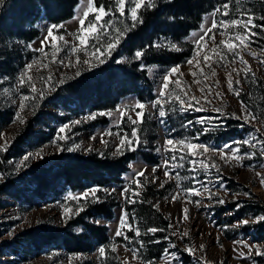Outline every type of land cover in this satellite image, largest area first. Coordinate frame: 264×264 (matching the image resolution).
<instances>
[{"label":"rangeland","instance_id":"rangeland-1","mask_svg":"<svg viewBox=\"0 0 264 264\" xmlns=\"http://www.w3.org/2000/svg\"><path fill=\"white\" fill-rule=\"evenodd\" d=\"M115 3V0H112ZM148 0H145V4ZM126 0V7H127ZM89 7H95L94 0H79V5L75 10L74 17L64 22L62 28L53 29L54 36H63L64 40L69 42V47H64V40L52 41L47 37L48 28L52 25L45 20L38 21L34 27L31 24L25 26V32H31L33 28L39 30V37L32 41H28L30 35L23 37L10 36L0 34V115H3V120L0 121V132L4 134L0 138V144H3L5 140L9 141V148L7 152H0V173H3L5 179L0 180V184L3 183L7 176L11 179H15L20 187V193L23 199L29 196L34 198L36 195V186L30 178L34 174L36 167L40 166V170L46 173V167L44 164H48L56 157L78 153L81 155H89L96 153L99 156H120L117 153V149L120 147V139L127 136L128 139H139L140 146L136 148V151H129L124 149V154H135V159L129 163V171L123 176V182L120 184H109L101 189H115L116 191L112 195H107L104 192H97L96 195L101 198L102 201H106V204L115 202L117 205L113 209V215L111 218L105 216H93L90 217L88 212L97 203H91V197L87 200L83 197L80 200V205H77L76 201L68 200V194L73 195L81 194L85 190H88L94 185H88L83 189L71 190L64 186V183H56L55 189L46 190L44 193L46 200L39 199L34 207L25 200H18L16 198L8 197L7 194L0 195V264H102V261L98 258L99 254L97 249L101 246L106 248L105 258L107 250L110 251L115 257L124 264H144L148 261H152L153 264H175L171 259L165 260L162 255L158 258L150 259V247L160 244H165V249L168 248V241L160 236L143 235V230L137 224L136 218H131L129 215V223L135 227H139L141 231L140 240L143 242V247L136 243L135 234L131 230L123 229L125 233L132 238V243L129 247L138 248L139 252L137 257L134 258L131 251L127 250L125 245L127 241L117 243L114 233L117 230L118 222L121 217V209L128 211V206H135L140 201H143L144 193L148 190L149 201L152 205L159 203V211L163 213L169 222L174 225L170 230L169 236L172 238V242L176 244L175 249L168 248L169 252L178 251L183 264H195V261L191 255L184 252L183 249L186 246L195 247L198 252L197 255L201 256V264H251L246 258H237V252L233 251L234 248L239 247L234 244V241L245 240L249 244H261L264 245V230L260 233L259 229L250 227L252 224L259 222H253L256 217L250 214H243L241 207L243 202L249 201L250 203H256L261 207H264V184L260 182L264 178V156L260 154V145L257 144L255 149L249 145H241L239 149V155H245L249 152H254L255 155L252 159L245 158L239 162L232 158L227 163L220 161L216 156H212V160L220 166L223 183L225 184L227 191H220L219 197L225 200L223 205L212 203L209 207V201L207 199L202 200L200 207H197L195 203H188L184 193L180 189H188L193 186L192 179L187 181L180 180L179 187L177 186L176 172H179L180 177H191L192 172L189 170L190 165L184 164L183 169H172L166 176L160 165L163 164L165 154L163 149L161 153L156 152L158 146L165 144L166 139L171 135L172 137L182 139L185 136L195 138L198 133L202 131V126L194 124L188 129L181 127L183 123L188 120H193L199 116H216L213 112H188L184 114L169 113L166 117V124L161 125L156 116L153 115L149 119V112L153 111L150 107V102H146L148 105L143 112V116L138 119V126L132 125L128 121V116L131 115L133 119H137L135 113L140 111L135 108L137 101H140L137 95H129L122 98L114 110H101L92 111L87 110L78 115L75 114V110L67 111L58 102H47V100L55 93L60 87L76 79L77 70L82 74L93 69L95 66L102 64L95 57H90L83 48L77 52H70V46L75 43L78 48L79 41L74 39V36L80 32L81 25L80 19H85V27L87 22L94 20V14L89 13L87 18L83 17V12L87 11ZM220 11L216 10L204 17L203 28L207 31L199 30L193 31L188 41L195 46V52L197 53L196 59L199 60L200 66L203 68L201 73L199 68L195 67V61L192 66L185 62L179 65L180 70L183 73L181 76L179 73H174L167 78L169 87L167 90L163 89L164 77L166 73L173 67H149V76L154 81V96L156 100L158 98V92L163 91L166 96L175 95L182 91H191L196 96H200L199 87L203 84H210L215 88V80H219L220 89L223 90V99L214 100L216 106L223 108L226 113L235 112L240 115L244 108L247 107V111L256 117L250 125L241 127V121L235 120L229 116V118L223 122V126L215 127L213 130L210 127L208 132L199 136V139H193V143L212 144L217 149L222 148L225 145L230 144L232 141H242L249 134L255 135L257 140L264 139V95L260 90V85L264 87V63H261L259 58H264V27H253L249 25L245 29L242 25H227L223 27L220 21L223 19H239L247 20L252 19L253 23L257 25L256 21L249 15L244 13L242 8L237 5L236 9L231 10L228 4L227 14H224V8L219 7ZM139 12V11H138ZM215 13V20L217 21V27L211 28L212 14ZM124 17H128L127 12ZM111 20L110 16H105L100 22H97V32L92 34L89 38L86 48L91 51L93 47L100 48V59L104 62L112 55L108 56L105 52V47L112 37L117 35L113 31V26L117 28L118 19H112L108 26H103L104 21ZM108 20V21H109ZM130 20V19H129ZM201 25V26H202ZM8 27V26H7ZM4 24L3 28H7ZM13 29V28H12ZM63 30V31H62ZM5 31V30H4ZM223 31V35L221 34ZM255 32L257 35H252ZM1 33V32H0ZM193 33H197L198 36H203V39H199V46L197 47V38L193 37ZM241 36H247L246 45L248 51L255 52L257 57H253L248 54V51L243 50L239 46V41L235 39L237 34ZM99 38L97 41L96 38ZM27 39V40H26ZM45 40L43 45L44 50L47 53L46 56L34 51L41 47V41ZM222 40H226L230 43L237 45L235 51H239L244 59L251 67L252 73H248L247 79H244V73L241 71V82L239 87L241 88L240 95L237 97L234 93L229 92L226 83L225 68L221 62L220 65L216 63L217 53L227 57L229 61L232 60V53L221 44ZM55 44V49L52 45ZM31 45V48L27 47ZM216 48V52L212 49ZM56 49H59L56 51ZM209 55L212 58V67L216 69L217 76L214 78L204 79L205 75H209V68L205 63L203 57ZM77 57L79 62L77 63ZM33 60L37 62L33 64L31 69L26 70V65L32 63ZM63 60V64H61ZM88 60L89 63L85 64L84 61ZM122 60H125L124 58ZM71 62V67L67 66ZM47 65V67H44ZM236 67L238 70L244 68V65L239 63L237 58L235 65L229 64L228 70L231 67ZM190 68L197 72V79L201 81V85L193 83V76L190 73ZM24 76V82L20 83V77ZM49 76H51V82L44 83ZM31 77V81H29ZM236 74L233 73V84L235 85ZM179 79L180 84L177 85L175 81ZM63 81V83H60ZM32 83L37 88V93H32L28 84ZM55 88L54 91H47L48 89ZM45 89L43 98H38L39 90ZM7 89V91H5ZM27 96L28 99L24 100L25 107L21 111L19 105L21 98ZM153 100V101H154ZM152 102V101H151ZM249 103V104H248ZM178 105V102H177ZM119 107L120 111H117ZM166 111L171 107V104L164 105ZM20 111V117L23 119V123L19 120H15V113ZM112 112V118L107 116H100V112ZM121 112L125 115L121 120ZM50 114L54 115L57 119L64 118V121L52 120L49 118ZM96 114V119L85 121V116ZM251 119V118H250ZM80 120L79 125H75L71 128V132L67 129L62 135H72L73 139L67 141L56 140V144L63 146L64 150L60 151L52 143L57 137L58 130L64 124H70L72 121ZM119 122V128L116 126ZM237 122L238 124H235ZM214 125L218 122L214 121ZM28 132L24 134V131ZM235 126L239 128L242 133L241 136L233 137L223 142H217L213 136L217 135V132L223 127ZM259 129V133L255 132V129ZM167 129L168 131H166ZM111 130L112 135L106 134ZM136 132V137H132V132ZM119 132V135L116 133ZM75 134V135H73ZM37 139H30V137ZM95 139H91V137ZM106 141V143H103ZM147 141L145 144L144 142ZM255 142V141H253ZM73 144H79L81 147L72 152L67 151L69 146ZM91 148V151H87ZM193 151H199L195 149ZM40 152L41 156L37 158L29 157V160L20 163L22 157L26 153ZM103 153V155H101ZM152 154L156 158V163H148L143 159V154ZM123 154V155H124ZM169 152L167 155H170ZM181 154L190 155V153L182 152L181 146H177V156ZM206 155H211L208 153ZM5 157V159H4ZM203 159V157H200ZM12 161V163H9ZM171 161L169 167L171 168ZM18 166V167H17ZM157 166V171L153 174L152 168ZM145 170V176L140 177L142 188L139 190V198L133 196V199H137L134 204L125 203L120 196L121 188L125 187L128 183V178L132 171ZM260 173V176H257ZM213 177H216L214 170L212 171ZM153 176L157 179L153 182ZM201 180L207 179L200 174ZM167 180L164 187H160V183ZM133 190H137V185H133ZM239 195L234 198L233 194ZM248 193L247 196L243 195ZM173 195H176V199L173 200ZM168 197V199H165ZM199 199V197L193 196V202ZM213 199H216L215 197ZM100 203V202H99ZM79 206H83L84 210L78 215L74 214ZM71 208V212L64 215V208ZM188 207L189 220L182 222V209ZM264 215V214H261ZM260 215V216H261ZM99 219L100 223L96 224L95 221ZM249 220L247 225L241 224L243 220ZM89 225L100 226L106 229V234L109 237L108 243H100L98 240H94L88 231ZM232 225H239L233 228ZM179 231L183 233L188 231L189 235L183 240L178 239L176 236H172V231ZM131 234V235H130ZM163 235V233H161ZM151 235V236H150ZM70 236L87 237L84 238V243H88L91 246L89 251L85 252H70L64 245L65 238ZM165 236V235H163ZM162 236V237H163ZM152 237V238H151ZM148 240L152 243L153 240H159L160 243H152V245L145 244ZM166 243H164V241ZM116 246V252H111V246ZM200 245L204 248L199 251ZM223 245V247H221ZM247 252V249H243ZM256 264H264V256H256L254 254Z\"/></svg>","mask_w":264,"mask_h":264},{"label":"trees","instance_id":"trees-1","mask_svg":"<svg viewBox=\"0 0 264 264\" xmlns=\"http://www.w3.org/2000/svg\"><path fill=\"white\" fill-rule=\"evenodd\" d=\"M152 2L155 7L149 8L145 4V7L139 10V19L135 27L127 17L118 16L117 29L121 35L112 55L104 63L60 86L47 102H58L67 111L74 109L75 114L78 115L87 110H114L120 100L129 95H137L138 99L144 103L153 101L155 99L154 81L149 76L148 68L172 67L191 58L195 52V46L188 41L190 34L200 29L206 15L225 3L230 5L231 10L239 5L244 13L249 14L256 21L259 28L264 27V19H262L264 18V0H152ZM101 4L110 12L115 11L114 1L94 0L95 7ZM78 5L79 0H0V34L2 37L8 34L18 37L30 35L28 41H32L39 37L40 32L36 28H33L30 34L25 32L27 24L34 27L38 21L45 20L52 25H62L74 17ZM4 24L8 27L3 28ZM137 51L142 53L139 59L135 56ZM123 58L125 60H122ZM260 90L264 95L262 84ZM3 118L4 116L0 115V121ZM49 118L64 121V118L57 119L52 114ZM235 124L238 123L235 122ZM29 126L30 124L24 134L28 132ZM240 131L235 126H226L213 137L217 142H223L241 136ZM32 138L37 139L31 136L30 139ZM135 157V154L120 156H99L96 153L86 156L78 153L65 154L44 164L42 168L46 167V173L38 171L40 166L35 168L33 178L32 175L30 178L36 186L34 198L27 196L23 199L17 181L8 176L0 184V195L5 193L8 197L25 200L34 207L39 199L46 200L43 192L55 189L54 185L59 182L74 191L88 185L103 187L109 184H120L123 182V176L129 171V163ZM143 159L148 163H156V158L152 154L144 153ZM150 193L148 190L144 193L142 203L128 206L131 218H136L143 232L149 227L162 228L165 231L157 232L155 237L167 236L169 240H172L169 236V219L148 203ZM1 205L0 202V207ZM116 205L115 202L108 205L106 201H102L94 205L88 215L111 218ZM240 209V214L244 215L258 217L264 214V207L249 201L243 202ZM250 227L259 229L262 233L264 222L252 224ZM88 231L92 239L102 244L109 242L105 228L89 225ZM1 234L0 231V236ZM84 238L87 237L70 236L65 238L63 243L70 252L89 251L91 246L84 243ZM123 241L122 237L116 239L117 243ZM145 244L152 245L149 240ZM164 250L165 244L151 246L149 258L160 257ZM105 262L106 264H124L109 250H107Z\"/></svg>","mask_w":264,"mask_h":264},{"label":"snow or ice","instance_id":"snow-or-ice-1","mask_svg":"<svg viewBox=\"0 0 264 264\" xmlns=\"http://www.w3.org/2000/svg\"><path fill=\"white\" fill-rule=\"evenodd\" d=\"M127 7H126V0H115V11H109L108 9H106L103 4H101L99 7H89L87 11L83 12V17L87 18L89 16V13H93L94 14V20L88 21L87 22V26L85 27V19H80L79 23L81 25L80 28V32L78 34H76L74 36V39L79 41V46H81L80 48L77 47V45L75 43H73L70 46V52H77L79 50H81V48H83V50H85L87 52V54L90 57H95L99 60V63H104L103 59H100V55H101V50L100 48L97 47H93V49L91 51H88V49L86 48V46L88 45L89 42V38L92 34L97 32V22H100L102 20L103 17L105 16H110L111 19H116L118 16L119 17H124L125 13L127 12L129 19L132 21L133 27H135V24L137 22V20L139 19L138 17V11L142 8L145 7V0H127ZM147 7L152 8L155 7V4L152 2V0H148L147 3ZM224 8V14H227L228 11V4L225 3L223 5ZM220 9L217 8L216 12H219ZM213 19H212V24H211V28L215 29L217 27V21L215 20V13L212 14ZM264 19V18H262ZM142 22V21H141ZM220 24L223 27H227V25H242L245 29L248 28L249 25H252L253 27H260L259 25H255L252 21L251 18L247 19V20H239V19H228L227 21L225 20H221ZM109 25V21H104V25L103 26H108ZM63 25H51L48 28L47 31V37L51 38L52 41H56V40H64L63 36H54L53 35V29H59L62 28ZM202 31H207L206 29L203 28V25L201 26ZM113 31L117 33V35L115 37H112L109 42L107 43L106 47H105V52L107 53L108 56L111 55V52L113 50H115L117 44L119 43L120 40V33H119V29L115 28L113 26ZM221 34L223 35V31H221ZM194 38H197V47L199 46V39H203V36H198L197 33H193L192 34ZM252 35H257V33L253 32ZM97 41H99V38H96ZM236 40L239 41V46L243 49L248 51L247 49V45H246V40H247V36H241L239 33L236 35L235 37ZM46 43L45 40L41 41V47L38 49H34V51L40 53L41 55L46 56L47 53L44 50V44ZM221 44L224 45V47L227 49L228 52L232 53V60L229 61L227 59L226 56L224 55H220L219 53H217V59H216V63L218 65L222 63L221 66H223L225 68V74H226V83H227V89L229 92L234 93L237 97H239L240 95V91L241 88L239 87L240 82H241V71L244 73V79H247L248 77V73H252V76H255V73L252 72L251 67L248 65V62L244 59V57L240 54L239 51H235L237 45L230 43L226 40H222ZM27 47L31 48V45H28ZM52 47L55 49V44L52 45ZM64 47H69V42L64 40ZM173 47H175L173 45ZM59 49H56V51H58ZM179 50V49H177ZM213 52H216V48L212 49ZM248 54L253 56V57H257V54L255 52L252 51H248ZM142 53L140 51H137L135 53V56L137 59H139L141 57ZM197 57V53L194 52L193 56L189 59H187L185 61L186 64L192 66L194 64L195 61V67L199 68L200 72H203V68L200 66V62L199 60L196 59ZM237 58H239V63L241 65H244V68L238 70L236 67H231L230 70H228V66L229 64L235 65ZM205 63L207 64L208 68H209V75H205L204 79L207 80L209 78H214L217 76V72L216 69L212 67V58L209 55H205L203 57ZM257 59L260 60L261 63H264V58H259L257 57ZM37 61L33 60L32 63H29L26 65V70L27 69H31L33 64H35ZM61 64H63V60L60 61ZM79 62V57H77V63ZM119 62V61H117ZM85 64H88L89 61L85 60L84 61ZM69 67H71V62H69V64L67 65ZM44 67H47V65H44ZM174 73H179L181 76L183 75V73L180 70V66H173L165 75L164 80L165 82L163 83V89L167 90L169 87V84L166 82L167 78L170 77L172 74ZM190 73L193 76V83L197 84V85H201V81L199 79H197V72L193 71L192 68H190ZM233 73L236 74V80H235V85L237 87L234 88V84H233ZM81 73L79 72V70H77L76 75L79 76ZM29 81H31V77H29ZM20 83L24 82V76L22 75L20 77ZM51 82V76H49L46 80H44V83H49ZM60 83H63V81H60ZM175 83L177 85L180 84V80L177 79L175 81ZM215 88H213L210 84H203L202 86L199 87V91L201 93L200 96H196L195 94L191 93V91H182L181 93H177L174 96L173 95H168L166 96L165 93L163 91L158 92V98L152 102H150V107L151 109L154 110L149 112V119H151L154 116L157 117L159 123L161 125H165L166 124V117L169 115V113H180V114H184V113H188V112H196V113H201V112H213L216 113V116H199L195 119V121L193 120H188L185 123H183L181 125L182 128L184 129H188L189 127H192L194 124H199L202 126V131L200 133L197 134V136L195 138H190L188 136H185L182 139H178L175 137H172L171 135L169 136V138L166 139V142L164 145L162 146H158L156 148V152L157 153H161V149H163V153L165 154V158L163 161V164L160 165L159 167H161L164 171V174L167 176L169 174V172L172 169H183L184 168V164L187 163L188 165H190V171L192 172L191 177L189 176H183L180 177L179 172H176V179H177V186L179 187V181L182 180H189L192 179L193 181V186L188 188V189H180L181 192L184 193V196L187 200L188 203H195V205L197 207H200L202 204V200L207 199L209 201V204L207 206H211L212 203L215 204H220L223 205L225 203V200L222 197H219V192L220 191H227V188L225 186V184L223 183V179H222V173H221V169L220 166L215 162V160H212V156H216L220 161H223L225 163H227L229 160H231L232 158H235V160L237 162L248 158V159H252L253 156L255 155L254 152H249L246 153L245 155H239V149L241 147V145H249L251 148L255 149L257 147V144L260 145V154L262 156H264V139L261 140H257L255 135L249 134L248 137H245L242 141H232L230 144L223 146L220 149H217L214 145L212 144H204V143H193L192 140L193 139H199V136L202 135L205 132H208L210 130V127L214 130L215 127H219V126H223V122L226 121L229 116L235 120L241 121V127H244L245 125H250L252 123V121H254L256 119L255 116H253L250 112L247 111V107L242 105V107L244 108V111H242V113L240 115H237L235 112L232 113H226L223 111V108L220 106H216L214 104V100H222L223 99V90L220 89V82L219 80H215ZM28 87L30 88L32 93H37V88L35 87L34 84L29 83ZM55 88L53 87L52 89H48L47 91H54ZM5 91H7V89H5ZM45 89L41 88L39 90L38 93V98H43L44 94H45ZM28 97L24 96L21 98V103L19 105V109L22 111L23 108L25 107L23 101L27 100ZM178 102V105H177ZM165 104H171V107L166 111L164 105ZM148 105H146L144 102L141 101H137L135 104V108H138L140 111L136 112L135 115L137 117V119H133L131 115L128 116V121L129 123H131L132 125L138 126V119L141 118L143 116V112L144 109L147 107ZM117 111H120L119 107L117 108ZM98 115L100 116H107L109 119L112 118V112L108 111V112H100L98 113ZM125 113L121 112V120H123ZM251 118V119H250ZM85 121L88 120H94L96 119V114L93 115H89V116H85L83 118ZM15 120H19L21 123H23V119L20 117V111H17L15 113V118H14V122ZM214 121L218 122L216 125H214ZM81 123L80 120H75L71 122L70 124H64L63 126H61L58 130V134L57 137L52 141V143L58 148V150L63 151L64 148L62 145L60 144H56V140H60V141H67V140H71L73 139L72 135H62L65 133V130L67 129L69 132H71V128L75 125H79ZM119 128V122H117L116 125ZM166 131H168L167 129H165ZM256 133H259V129H255ZM106 134L108 135H112L111 130H109ZM117 135H119V132L116 133ZM75 135V134H73ZM4 136V134L2 132H0V138H2ZM132 137H136V132L133 131L132 132ZM91 139H95V137H91ZM255 141V142H253ZM103 143H106V141H103ZM145 144L147 143V141L144 142ZM10 144L9 141L5 140L3 144H0V152H7L8 148H9ZM140 146V141L139 139L135 140V145L133 143V140L128 139L127 136L122 137L120 139V147L117 149V153H114V155L119 154V155H123L124 154V149L126 148V150L129 151H136V148ZM177 146H181V151L182 152H186V153H190V155L187 154H181L179 156H177ZM81 146L79 144H73L72 146H69L67 148V151L72 152L76 149H79ZM195 149H199V151H193ZM87 151H91V148H88ZM171 153L170 155H167L168 153ZM208 153H211V155H206ZM101 155H103V153H101ZM32 156L33 158H37L41 156L40 152H36V153H26L20 163L23 164L24 162L29 160V157ZM200 157H203V159H201ZM171 163V168L169 167V162ZM9 163H12V161H9ZM18 167V166H17ZM262 168H264V165H261ZM214 170V172L216 173V177H213L212 175V171ZM157 171V166H153L152 168V172L153 174ZM203 173V175L205 177H207V179L205 180H201L200 174ZM257 176H260V173H257ZM140 177H144L145 182L147 181V176H145V170H140V171H135L133 170L132 173L130 174L129 178H128V183L125 187L121 188L120 190V196L121 199L127 203V204H134L137 202V199L139 198V190L142 188L141 185V181H140ZM5 179V176L3 173H0V180ZM157 178L155 176H153V182H155ZM260 182L262 184H264V178H262L260 180ZM167 183V180H164L160 183V187H164V184ZM133 185H137V190H133ZM104 192L107 195H112L113 192H115L116 190L113 189H101L97 186H94L88 190H85L83 193L81 194H76L73 195L71 193L68 194L67 199L68 200H74L76 201L77 205H80V200L83 197L84 199H88L89 197H91V203H99L101 202V198L99 196L96 195L97 192ZM234 198L236 196H238L239 194H233ZM243 195L247 196L248 193H244ZM135 196L137 199H133L132 197ZM196 196L199 197V199H196L194 202L192 200V197ZM216 199H213V198ZM165 199H168V197H165ZM173 200L176 199V195H173L172 197ZM141 203L143 201H140ZM148 203H152L151 201H148ZM157 211H159L160 209V205L159 203L153 204L152 205ZM84 208L83 206H79L77 208L76 215H78L81 211H83ZM71 208L65 207L64 208V215L66 216L67 213L71 212ZM189 209L188 207H184L182 209V217H181V221L182 222H187L189 220V215H188ZM129 215L130 213L127 212L124 209H121V217L119 219L118 222V227L117 230L115 231L114 235L115 237H122L125 241H127L128 243L125 245V247L127 248V250L131 251L132 255L134 258L137 257V254L139 252L138 248H134V247H129V245L132 243V238H130L123 229L127 228L129 230H131L132 232H134L135 234V240L136 243L140 245V248H142L143 242L140 240L141 237V231L139 227H135L133 224L129 223ZM255 222H264V215L258 216L255 218V220L253 221ZM96 224L100 223V220L97 219L95 221ZM241 224L247 225L249 223V220H243L240 222ZM239 225H232L233 228L238 227ZM174 227V225L172 223H169V230H171ZM165 229L162 228H156V227H149L146 229V231L143 233V235H153L155 236V234L157 232H164ZM172 236H176L178 239L183 240L185 237H187L189 235L188 231L185 230L183 233H180L178 230L177 231H172L171 232ZM165 240L168 241V248L171 249H175L176 248V244L173 243L171 240H169V237H164ZM152 243H160L159 240H153ZM235 245H238L239 247L234 248L233 251L237 252V258L241 259V258H246L249 261H251V264H256V261L254 259V254L256 256H264V245L261 244H249L247 241L245 240H238V241H234ZM221 247H223V245H221ZM168 248H166L164 250V254H163V258L165 260H169L171 259L172 261L175 262V264H183V261L181 260L178 251H173V252H169ZM204 248L203 245H200V249L199 251H202ZM243 249H247V252H245ZM98 251V258L102 261V264H106L105 262V253H106V248L104 246H101L97 249ZM184 252L188 253L189 255H191L195 261V264H201V256L197 255L198 250L193 246V247H189L186 246L183 249ZM111 252H116V246L112 245L111 246ZM142 264H144V262L142 261ZM146 264H153L152 261H148L146 262Z\"/></svg>","mask_w":264,"mask_h":264}]
</instances>
